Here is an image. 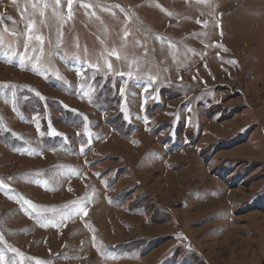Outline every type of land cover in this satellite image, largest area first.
Segmentation results:
<instances>
[{
    "label": "rangeland",
    "instance_id": "374dc122",
    "mask_svg": "<svg viewBox=\"0 0 264 264\" xmlns=\"http://www.w3.org/2000/svg\"><path fill=\"white\" fill-rule=\"evenodd\" d=\"M0 181V264H264V0H0Z\"/></svg>",
    "mask_w": 264,
    "mask_h": 264
},
{
    "label": "snow or ice",
    "instance_id": "6c2138e0",
    "mask_svg": "<svg viewBox=\"0 0 264 264\" xmlns=\"http://www.w3.org/2000/svg\"><path fill=\"white\" fill-rule=\"evenodd\" d=\"M69 6H71V0H69ZM109 67H111V65H109ZM0 187H7L5 184H3L2 181H0ZM85 215H87V212H84Z\"/></svg>",
    "mask_w": 264,
    "mask_h": 264
}]
</instances>
